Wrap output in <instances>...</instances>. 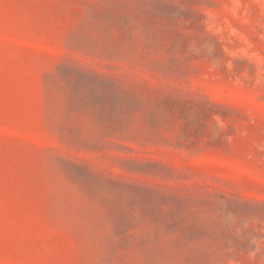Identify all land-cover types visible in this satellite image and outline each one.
Masks as SVG:
<instances>
[{
    "label": "rangeland",
    "instance_id": "374dc122",
    "mask_svg": "<svg viewBox=\"0 0 264 264\" xmlns=\"http://www.w3.org/2000/svg\"><path fill=\"white\" fill-rule=\"evenodd\" d=\"M0 264H264V0H0Z\"/></svg>",
    "mask_w": 264,
    "mask_h": 264
}]
</instances>
